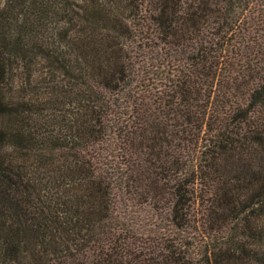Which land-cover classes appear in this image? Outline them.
Returning <instances> with one entry per match:
<instances>
[{
    "label": "trees",
    "instance_id": "obj_1",
    "mask_svg": "<svg viewBox=\"0 0 264 264\" xmlns=\"http://www.w3.org/2000/svg\"><path fill=\"white\" fill-rule=\"evenodd\" d=\"M262 234L264 0H0V264H248Z\"/></svg>",
    "mask_w": 264,
    "mask_h": 264
},
{
    "label": "rangeland",
    "instance_id": "obj_2",
    "mask_svg": "<svg viewBox=\"0 0 264 264\" xmlns=\"http://www.w3.org/2000/svg\"><path fill=\"white\" fill-rule=\"evenodd\" d=\"M259 245L263 246V248L260 247L258 250ZM263 250H264V234H262L261 236L248 235V264H262V263H257L256 260H262L264 258V254L260 252ZM242 256L245 255H241L240 257Z\"/></svg>",
    "mask_w": 264,
    "mask_h": 264
}]
</instances>
